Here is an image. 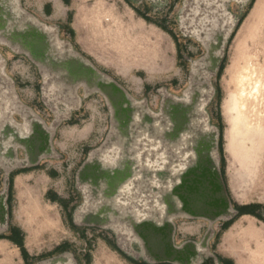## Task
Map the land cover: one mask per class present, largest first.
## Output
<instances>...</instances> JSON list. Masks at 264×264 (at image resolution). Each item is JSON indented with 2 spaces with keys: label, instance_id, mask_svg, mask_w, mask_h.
I'll use <instances>...</instances> for the list:
<instances>
[{
  "label": "rangeland",
  "instance_id": "374dc122",
  "mask_svg": "<svg viewBox=\"0 0 264 264\" xmlns=\"http://www.w3.org/2000/svg\"><path fill=\"white\" fill-rule=\"evenodd\" d=\"M21 5L52 29L50 43H59L63 51L72 47L123 92L112 96L108 86L92 92L90 83L85 89L78 85L74 68L75 81L63 86L48 79L25 54L0 42V128L11 120L23 137L28 135L20 142L14 134L10 142L9 128L1 132L0 152L2 144L10 142L4 155L11 171L6 174L0 164V193L7 178L10 186L6 210L5 194L0 201V236L16 230L22 246L0 238V264H41L57 256L63 257L44 264H149L136 238L121 227L117 212L111 213L119 225L114 226L90 210L110 203L126 214L134 206L139 221L161 223L128 203L137 185L131 178L146 167L164 168L167 176L171 168L173 175L191 171L182 181L196 178L188 181L197 187L195 193L188 198V186L178 193L194 203L196 213L215 211L209 203L213 198L221 202L223 196L237 213L242 206H257V213L264 206V132L252 146L237 137L227 79L237 59L257 45L264 47V0H21ZM210 47L215 57L205 58ZM213 57L224 61L219 75L209 68ZM123 93L132 100H123ZM176 99L183 102L175 104ZM108 100H123L125 111L115 116L114 128L131 136L122 144L116 136L111 144L107 140L113 130ZM112 105L117 112L116 103ZM146 116L151 127L145 124ZM174 127L177 134L184 129L187 133L172 145L169 141L175 142L177 134L167 132ZM92 153L96 158L89 165ZM101 163L115 175L125 163L133 164V175L114 196L99 191ZM146 171L144 178L150 179ZM211 183L220 185L222 193L213 194ZM166 203L172 205L169 198ZM237 213L215 221L210 230L203 218L174 217L173 243L189 244L205 236L203 243L218 264H264V220ZM63 245L68 250L58 253ZM199 256L193 262L204 264Z\"/></svg>",
  "mask_w": 264,
  "mask_h": 264
},
{
  "label": "water",
  "instance_id": "95a60500",
  "mask_svg": "<svg viewBox=\"0 0 264 264\" xmlns=\"http://www.w3.org/2000/svg\"><path fill=\"white\" fill-rule=\"evenodd\" d=\"M52 29L49 28L47 25H44L42 22H40L37 18L33 17L32 15H29L25 9L21 5V0H0V42L2 44H5L8 47H11L12 49H17L19 52L25 54L29 59L36 64V66L43 71V73H46L48 75V79H52V81L58 80L60 84L63 86H67L66 82L69 81L73 83L75 81L74 76L75 74H78L79 80L78 85L84 86V88H89V84L91 86V91H99L101 90L102 86H108L113 92L109 93L112 96L118 91H122V88H119L115 85L114 81L110 79L108 76L100 73L97 71L92 63L86 59L83 55L76 52L75 50L70 47L67 51H63L61 49V45L56 42L50 43V39L48 40L47 37L51 34ZM5 42V43H4ZM60 49V51H59ZM221 51V50H220ZM223 51V50H222ZM67 53L66 56H64L63 53ZM215 52L212 51V47L207 49V55L205 58H209V56L215 57ZM223 54L220 53L219 56H222ZM213 57V65L209 66L211 69H215L216 71L219 68L221 58H214ZM76 59L78 63L74 65L71 60ZM210 64V63H209ZM84 68V71L81 72V68ZM86 67V68H85ZM75 70V74H73L72 70ZM3 70V69H2ZM5 76V73L3 71L2 73ZM72 76L73 78L69 80V77ZM103 80H108V83H104ZM59 84V85H60ZM60 88L61 85H60ZM123 100H129L131 97L127 93H123L122 95ZM122 100V101H123ZM132 100V99H131ZM113 102L112 100H108V106L110 107L111 112V123H112V131L109 134V137L107 140H109V143L111 144V139L116 136L118 139V142L122 144L121 142L127 141L128 135L123 136L121 135V132L117 133L118 130L114 128V126L117 124V120L115 119V116L120 114H123L121 112L125 111V107H123V102ZM175 104H179L183 102L182 100H175ZM112 103H116L118 106L117 112H114V106ZM186 105V103L184 102ZM138 106V105H137ZM142 107V106H141ZM170 106H167V109H165V113L169 112ZM158 115H151V118H156ZM146 116V123L147 126L151 127V122L149 121V118ZM183 127H189L188 125H182ZM9 128L10 133V142L13 139V135L16 134L20 140V142H24V139L28 137L22 136L21 129H14L13 124L11 123V120L5 121L2 125V128H0V137L2 138L4 135H1V132L6 130V128ZM18 128V127H17ZM172 131V130H171ZM171 131L167 132L170 133ZM189 131V130H188ZM125 132L129 133V129L125 130ZM127 133V134H128ZM187 133V131L182 130L177 134L175 137L174 143L181 141L183 138L182 136ZM128 137V138H127ZM126 138V139H125ZM182 138V139H181ZM125 139V140H124ZM122 140V141H120ZM5 142L2 144L4 151L0 152V164L3 165L4 169L6 170V174H9L11 171L9 166L7 165V158H5V150L9 148L10 142ZM27 142V140H26ZM108 142V141H107ZM168 142V143H169ZM108 143L105 144V147ZM171 145V144H170ZM177 145V144H176ZM175 145V147H176ZM104 147V148H105ZM104 150V149H103ZM130 152V151H129ZM101 154V153H100ZM188 154L192 153L189 152ZM96 158V153L90 154V157L88 159L89 165H92L93 159ZM186 158V157H184ZM182 159V161L184 160ZM188 158V157H187ZM193 158V156L191 157ZM126 159L123 157V160ZM121 160V161H123ZM131 161V159H129ZM188 160V159H187ZM196 160V159H194ZM120 161V160H119ZM185 162V161H184ZM5 163H7L5 165ZM100 174L98 182V188L100 193L106 194V196H114L118 194L119 188L123 185L125 181L131 178L133 164L127 165L125 163V166L123 169L116 170V174H111L109 169H106V167L101 163L100 164ZM24 166H20L22 168ZM88 167H85L87 169ZM142 169V168H140ZM151 172L150 179L149 177H145V171ZM143 168L142 170H145L144 173L141 171V174L138 176H132L131 181L135 182L136 187L135 191L130 192L129 201L128 203L136 204L137 207H140L139 210L144 211L146 214H153L150 215L152 217V220L154 219H160L161 223L159 224H150V222L146 221V219H143L142 221H139V219H136L137 214L134 211V206L131 209H127L125 212L126 214H121L122 209L120 210L118 206H111L110 203H101L102 206L98 209L91 208V215L97 217L100 221L107 222L108 225H114L119 226L118 222L114 223V217L111 216V213L117 212L116 218L118 220H121L123 222V226L126 227L127 232H129V235L134 236L138 242L139 248L141 249L142 255L144 254L148 261H146L149 264H155V263H171V264H199L198 262L194 263L193 261H197L200 257L199 255H202L204 258V264H218L216 261L214 255L209 252L206 248V245H204L203 241L206 238L205 236L201 241L198 242H192V243H182L180 245H175L173 243V218L174 217H187V218H203L208 221L209 227L208 230L211 229V225L218 220H228L232 217L233 214H236L237 212L234 211L230 205L227 199L223 196L221 198V202H217L212 199V201L209 203V206L212 209H215V211H206V212H194V203L188 202L187 197L185 195H182L178 192H180L182 187L188 186V181L192 180V182H197L196 178L189 179L186 183V179H183L185 176H187L186 170L181 172L180 174L173 175V169H170L169 176L166 174H163L164 168L161 169H152L150 167ZM84 170V167H83ZM125 170L127 172H125ZM199 170V168H198ZM214 172V169H211ZM146 171V172H147ZM198 175V173H197ZM200 178H202V175H198ZM98 177V176H97ZM212 178H215V173L211 175ZM150 182V183H149ZM155 182H158L159 185H156ZM171 183V186L169 184ZM212 185V193H222L223 191L222 187L219 185V188L213 183ZM103 186H106V188L102 189ZM149 186V187H148ZM195 186H188L186 188V191L188 192V198L190 195H193L196 191ZM139 191H136V190ZM154 189V190H153ZM6 191V193H5ZM4 192L0 193V201L2 199V196L5 194V201L3 200V207L6 210L7 209V192H8V178H7V186ZM142 191V194L140 193ZM140 196V200L137 199L136 201L131 198V196ZM147 195L148 198H145ZM100 196V194H99ZM169 198L172 205H168L166 203V199ZM92 199V198H91ZM97 199V198H96ZM99 200V199H98ZM145 201V203H144ZM153 201V202H152ZM98 202V201H97ZM136 202V203H135ZM150 202H152L150 204ZM100 203V202H99ZM221 203V205H219ZM173 209H172V208ZM162 208V209H161ZM170 208L172 211H170ZM162 210V211H161ZM165 211V212H164ZM233 212V213H232ZM208 215L210 217H208ZM5 217L7 215L5 214ZM159 220V221H160ZM120 224V223H119ZM164 225H167L166 233L162 231ZM120 227V228H121ZM133 237V238H134ZM207 240V239H206ZM143 242V243H141ZM207 242V241H206ZM189 256V257H188ZM63 256H57L52 257L50 259L44 260L41 264L44 263H51L53 261H60Z\"/></svg>",
  "mask_w": 264,
  "mask_h": 264
},
{
  "label": "bare ground",
  "instance_id": "6f19581e",
  "mask_svg": "<svg viewBox=\"0 0 264 264\" xmlns=\"http://www.w3.org/2000/svg\"><path fill=\"white\" fill-rule=\"evenodd\" d=\"M103 18L108 24L109 18ZM227 79L232 127L245 144L255 145L264 132V47L257 45L237 59Z\"/></svg>",
  "mask_w": 264,
  "mask_h": 264
},
{
  "label": "trees",
  "instance_id": "16d2710c",
  "mask_svg": "<svg viewBox=\"0 0 264 264\" xmlns=\"http://www.w3.org/2000/svg\"><path fill=\"white\" fill-rule=\"evenodd\" d=\"M143 18L145 20H149L145 15H143ZM241 21L242 20H239V22L237 23V27L241 23ZM223 63H224V61H222L221 64L219 65L218 72H217L218 74L217 75H219L223 71ZM24 170H26V169H23L21 171H24ZM10 185H11V183H10ZM8 192L10 194V186H9ZM6 201H7V203H9V196H8V198H7ZM257 208H258L257 206H253V205L252 206H242V207H239L238 208L239 211H238L236 217L237 216H242V215H251V216L257 217L259 220H264L263 217H261L259 214H256L254 212L255 210H258ZM261 209L264 210V206ZM230 222H232V220H230L227 223H225L224 226L226 227ZM70 223H71V227L74 228L75 226L72 223V221H70ZM0 238H5V239L13 242L16 245L22 246V241L17 238V231L16 230H12L9 233V235H3V236H0ZM112 246H113L114 250L118 251L121 254V252L114 245H112ZM21 250H22V253L23 254L24 253L26 254V252H25L24 249H21ZM66 250H68L67 245H63V246H61L58 249V253L63 252V251H66ZM53 255L54 254H52L51 256H53ZM140 264H146V263H140ZM155 264H163V263H155Z\"/></svg>",
  "mask_w": 264,
  "mask_h": 264
},
{
  "label": "flooded vegetation",
  "instance_id": "af4514ba",
  "mask_svg": "<svg viewBox=\"0 0 264 264\" xmlns=\"http://www.w3.org/2000/svg\"><path fill=\"white\" fill-rule=\"evenodd\" d=\"M176 130V131H175ZM177 131H178V129L177 128H175L174 127V129L171 131V132H174L173 133V135H176L177 134ZM130 140V139H129ZM130 143H132V141L130 140ZM264 211V210H263ZM262 209H260L259 211H258V213H257V211L255 210L254 212L256 213V214H259L261 217H262Z\"/></svg>",
  "mask_w": 264,
  "mask_h": 264
}]
</instances>
